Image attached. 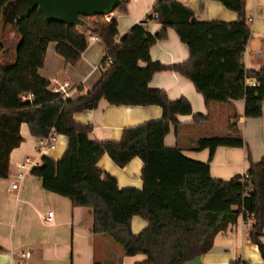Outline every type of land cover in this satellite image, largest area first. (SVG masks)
I'll use <instances>...</instances> for the list:
<instances>
[{
  "label": "trees",
  "instance_id": "trees-1",
  "mask_svg": "<svg viewBox=\"0 0 264 264\" xmlns=\"http://www.w3.org/2000/svg\"><path fill=\"white\" fill-rule=\"evenodd\" d=\"M9 1L0 0V16ZM215 1L236 12L238 20L201 21L178 0H155L153 13L162 25L155 35L137 24L118 38L116 20L105 15H80L86 26L48 22L38 8L16 22L17 41L2 35L0 26V178L10 174V153L23 141L22 124L37 139L66 136L63 156L59 160L44 156L31 174L41 179L45 191L68 198L74 207L89 208L91 233L108 235L126 257L144 256L134 264H184L212 250L215 237L240 217L253 220L249 239L264 260V156L259 162L249 157V168L241 177L229 181L211 177L214 150L243 147L242 137L199 138L192 150H208L206 162L188 158L178 147H167L164 140L171 126L178 136L177 116L192 115V107L184 98L170 101L165 91L148 86L155 73L172 70L191 82L207 108L212 103L242 100L243 116L260 118L264 67L253 71L243 64L250 37L244 19L246 2ZM115 11L125 13L126 0H120ZM168 29L189 53L187 61L169 67L153 62L150 54L154 44L167 38ZM90 35H97L104 49L102 75L77 100L62 98L38 74L46 48L55 43L56 53L73 65L87 48ZM248 79L255 83L247 84ZM101 99L116 106L155 105L162 109V116L125 128L118 141L94 142L88 138L92 125L74 121L73 115L96 109ZM192 118L195 123L207 120L201 114ZM105 154L118 167L140 158L142 189L119 188L115 177L97 166ZM134 216L147 222L138 234L131 232Z\"/></svg>",
  "mask_w": 264,
  "mask_h": 264
},
{
  "label": "crops",
  "instance_id": "crops-1",
  "mask_svg": "<svg viewBox=\"0 0 264 264\" xmlns=\"http://www.w3.org/2000/svg\"><path fill=\"white\" fill-rule=\"evenodd\" d=\"M178 1L192 10L201 21L238 20L236 12L215 0ZM244 1V19L250 28V37L244 49L243 64L249 70L258 71L264 67V0ZM154 2L126 0L125 13H110L108 18L117 22L118 38L137 24L144 25L151 35L157 34L162 25L153 13ZM11 35L15 40V35ZM166 37L150 48L152 61L167 67L187 61L188 48L177 34L168 29ZM80 56L76 64H69L56 53V44L51 42L38 74L51 86L64 82L70 84V99L75 101L84 92L92 90L99 81L102 75L100 63L105 57L103 46L100 41H88L87 48ZM140 66L144 68L146 63ZM246 82L250 85L255 83L253 79ZM148 86L165 91L170 101L184 98L192 107V115L177 116L178 136L171 126L164 140L167 147H178L188 158L206 162L208 150H192L199 138L234 134L242 137L243 147H217L214 150L209 164L211 177L223 181L241 177L249 168V157L252 162H259L264 156V106L260 118L256 119L243 116L245 102L242 100L227 105L212 103L207 108L201 94L188 79L167 69L155 73ZM97 105L94 110L73 115L74 121L92 125L88 138L94 142L118 141L125 128L157 121L162 116V109L155 105L116 106L104 99ZM194 114H201L207 120L195 123L192 118ZM231 124L234 126L231 127ZM20 134L22 143L10 153V174L0 178V264H134L143 260L142 255L124 256L120 246L108 235L91 233V210L74 207L68 198L45 191L41 179L31 174L30 170L25 171L24 179L17 181L20 163L26 159L40 163L44 156L59 160L68 144L66 136L56 135L55 147L39 153L36 147L40 139L30 136L26 124L21 125ZM97 166L115 177L119 188L143 187V162L138 157L131 159L124 167H118L105 154L98 160ZM16 183V189H11ZM50 211L53 216L48 222L45 218ZM252 225L251 218L244 220L240 217L215 237L212 250L184 264H264L259 248L249 239ZM146 227L144 219L132 217L133 234ZM261 242L264 244V233Z\"/></svg>",
  "mask_w": 264,
  "mask_h": 264
},
{
  "label": "water",
  "instance_id": "water-1",
  "mask_svg": "<svg viewBox=\"0 0 264 264\" xmlns=\"http://www.w3.org/2000/svg\"><path fill=\"white\" fill-rule=\"evenodd\" d=\"M120 0H11L2 7L0 26L2 35L16 33V22L38 8L48 22L83 25L82 16H109Z\"/></svg>",
  "mask_w": 264,
  "mask_h": 264
},
{
  "label": "built area",
  "instance_id": "built-area-1",
  "mask_svg": "<svg viewBox=\"0 0 264 264\" xmlns=\"http://www.w3.org/2000/svg\"><path fill=\"white\" fill-rule=\"evenodd\" d=\"M156 17V15H155ZM107 19L109 20L108 16ZM87 40L89 42H94V41H100V39L98 38L97 35H90L88 36ZM111 61H109L110 64ZM52 90L55 93H58L62 96V98H70V84H68L67 82H64L62 84H55L54 86H52ZM30 99V97H29ZM55 134H50L49 136H47V138L44 139H40L38 146L36 147V151H38L39 153L43 152L44 150H48V148H54L55 147V143H56V139H55ZM40 163L37 162H31L29 159H26L25 162H22L19 164V168L21 171L18 172L17 174V181L18 180H22L25 177V171L27 170H32L33 167H38ZM17 187V183L13 184L11 186V189H16ZM53 216V212L50 211L47 213V216L45 218V221L50 222V220L52 219ZM18 264H23V263H18Z\"/></svg>",
  "mask_w": 264,
  "mask_h": 264
},
{
  "label": "rangeland",
  "instance_id": "rangeland-1",
  "mask_svg": "<svg viewBox=\"0 0 264 264\" xmlns=\"http://www.w3.org/2000/svg\"><path fill=\"white\" fill-rule=\"evenodd\" d=\"M9 37L12 39V35H10ZM15 37H16V36H15ZM16 41H17V37H16ZM13 60H14V59L12 58V61H13Z\"/></svg>",
  "mask_w": 264,
  "mask_h": 264
}]
</instances>
